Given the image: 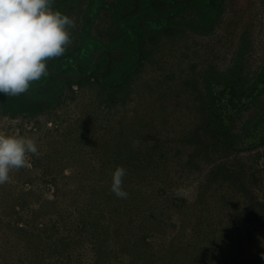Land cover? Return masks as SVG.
<instances>
[{
    "label": "trees",
    "instance_id": "trees-1",
    "mask_svg": "<svg viewBox=\"0 0 264 264\" xmlns=\"http://www.w3.org/2000/svg\"><path fill=\"white\" fill-rule=\"evenodd\" d=\"M224 9L222 0H120L108 11L117 38L111 44L82 40L78 52L91 46L92 53L82 59L64 54L50 70L57 73L62 61H73L77 69L66 67L61 74L87 75L101 52L97 70L103 71L100 61L107 65L108 53L112 65L105 79L121 86L109 88L97 74L61 82L46 71L19 96L0 93L1 115L24 119L51 116L53 108L82 94L90 98L65 127L61 145L74 141L80 164L73 178L91 187L80 220L90 233L93 264H264V52L252 70L246 40L226 69L190 62L182 69L192 44L194 59L203 58L199 41L220 23ZM64 153L52 156L63 160ZM117 166L126 169V199L111 192ZM191 179L193 202L177 199V189ZM212 181L213 193L226 186L233 192L235 210L233 220L217 230L209 220L213 197L206 198ZM221 196L227 204L230 199ZM171 206H187L192 216L168 253L155 254L148 237ZM111 242L118 247L110 248Z\"/></svg>",
    "mask_w": 264,
    "mask_h": 264
},
{
    "label": "rangeland",
    "instance_id": "rangeland-1",
    "mask_svg": "<svg viewBox=\"0 0 264 264\" xmlns=\"http://www.w3.org/2000/svg\"><path fill=\"white\" fill-rule=\"evenodd\" d=\"M119 1L54 0L58 12L75 21V27L69 30L72 43L67 46L65 54L78 59L87 56L92 47L78 52L82 40L111 44L117 37L110 29L112 20L108 11L115 9ZM222 4L225 9L220 23H216L211 33L199 41L203 58L200 61L194 59L196 44H192L188 62L182 65V69L188 68L189 62L200 68L226 69L238 53V47L241 49L240 44L246 40L250 42V47L245 50L248 67L253 70L260 66L264 52V0H222ZM113 53L117 54L118 48H114ZM175 58H179V54ZM103 62L104 59L100 64ZM177 62L173 61V64ZM86 96L82 94L75 101L59 104L52 109L51 116L37 119L9 118L0 113V135L33 138L38 148L36 154L26 153L28 167L11 169L10 181L0 185V264H63L64 258L68 264H93L90 233L82 227L80 220L84 206L91 198V187L83 178H73L75 167L79 168L80 164L72 153L74 141L68 138L61 145L65 127L76 119L80 109H87L81 105L90 100ZM58 150H64L65 159L52 156ZM211 184L206 187V198L209 201L213 197L214 216L209 220L215 223L213 229L217 230V225L233 220V192L227 186L223 188L222 193L230 199L226 204L222 193H213L215 183L212 181ZM194 192L195 182L191 179L180 185L175 194L177 199L192 203ZM165 207L168 208V202ZM183 209L171 206L161 216L156 234L148 237L155 254L168 253L177 231L182 230V222L192 216L187 206ZM183 226L189 233L190 225L183 223ZM108 245L118 247L113 242ZM59 250L65 253L60 255ZM123 263L128 264L127 259Z\"/></svg>",
    "mask_w": 264,
    "mask_h": 264
},
{
    "label": "clouds",
    "instance_id": "clouds-1",
    "mask_svg": "<svg viewBox=\"0 0 264 264\" xmlns=\"http://www.w3.org/2000/svg\"><path fill=\"white\" fill-rule=\"evenodd\" d=\"M53 0H0V93L19 96L31 82L46 74V64L65 54L72 43L75 21L53 11ZM38 151L33 138L0 135V185L10 181L11 169L28 167L26 153ZM126 169L112 173L111 192L126 199L123 178Z\"/></svg>",
    "mask_w": 264,
    "mask_h": 264
},
{
    "label": "water",
    "instance_id": "water-1",
    "mask_svg": "<svg viewBox=\"0 0 264 264\" xmlns=\"http://www.w3.org/2000/svg\"><path fill=\"white\" fill-rule=\"evenodd\" d=\"M54 0H53V3L51 5V8L52 10L55 12L54 10ZM138 51H140V43L138 42ZM107 56H108V62H109V65L111 64V57H110V54L107 53ZM55 58L49 60L46 64V71L48 74L50 75H56V76H59L61 78V82L64 81V80H71V81H80V80H87L88 78H90L91 76H93L94 74H97L101 77V82L106 85L107 87L109 88H117L119 86H121L123 84V82H121L120 84H115V85H112V84H108L106 83L105 79H104V75H105V71L104 72H95V71H91L89 72L87 75H64V74H58V73H52L51 70H50V65L52 63V61L54 60ZM139 62V58L136 60V62L134 63L133 67L131 68L130 72L133 71V68L135 67V65ZM130 72L126 75V78L127 79L130 75Z\"/></svg>",
    "mask_w": 264,
    "mask_h": 264
},
{
    "label": "flooded vegetation",
    "instance_id": "flooded-vegetation-1",
    "mask_svg": "<svg viewBox=\"0 0 264 264\" xmlns=\"http://www.w3.org/2000/svg\"><path fill=\"white\" fill-rule=\"evenodd\" d=\"M54 10L56 11L55 4H54ZM100 55H101V52H99L98 55H96L97 58L94 59V65L92 66V69L89 72H91V71L104 72L105 71V75H106L107 71L110 69V67L112 65V61H111V64L110 65H109V62H108L107 65L104 64V62L101 63V69L103 68L104 70L103 71L97 70V64L99 63V57H100ZM60 66H63V67L60 69ZM60 66H57L55 68L56 71L58 70L57 71L58 74H61V71L64 70L66 67L72 68L73 71L77 69L76 63H73L72 61H69V63L62 61L61 64H60ZM130 70H131V68H130ZM130 70H129V72H130ZM105 75H104V79H105ZM105 81H106V79H105ZM106 83H107V81H106Z\"/></svg>",
    "mask_w": 264,
    "mask_h": 264
}]
</instances>
